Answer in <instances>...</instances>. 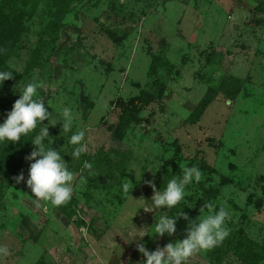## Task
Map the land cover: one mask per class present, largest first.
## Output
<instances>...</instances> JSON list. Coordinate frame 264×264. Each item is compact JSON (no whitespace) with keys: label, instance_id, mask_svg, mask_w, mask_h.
<instances>
[{"label":"rangeland","instance_id":"obj_1","mask_svg":"<svg viewBox=\"0 0 264 264\" xmlns=\"http://www.w3.org/2000/svg\"><path fill=\"white\" fill-rule=\"evenodd\" d=\"M71 6L61 19L48 14L47 3L30 8L26 48L10 61L16 71L41 38L49 40L54 23L63 25L49 63L31 79L16 78L8 91L14 103L25 84L43 82L38 94L58 123L49 134L62 155L71 152L72 133H62L60 110L72 108V131L87 130L89 152L65 159L86 183L74 184L65 205L37 207L26 183L13 177L23 171L27 179L25 157L39 131L22 145H0V164L13 157L19 165L10 179L0 177V244L11 250L2 264H143L137 243L155 250L186 238L205 204L214 206L205 214L221 206L229 212L230 232L190 264H264V0H73ZM49 46L44 42V55ZM3 110L11 105L0 101V123ZM160 160L153 175L149 167ZM194 165L202 179L188 187L187 202L172 212L139 209L151 207L154 195L145 180L162 190ZM127 179L131 194L122 190ZM176 211L182 214L174 235L131 241L130 233L151 232L160 214Z\"/></svg>","mask_w":264,"mask_h":264},{"label":"clouds","instance_id":"obj_2","mask_svg":"<svg viewBox=\"0 0 264 264\" xmlns=\"http://www.w3.org/2000/svg\"><path fill=\"white\" fill-rule=\"evenodd\" d=\"M15 65L11 68L15 69ZM13 70H0V87L7 80L14 79ZM43 87V82L33 81L25 84L19 90L20 97L13 104L12 110L7 113L6 119L0 123V145L9 142L18 143L21 139L29 137L36 131L39 125V133L32 136V144L36 147L25 157L30 162L28 177L25 180L23 171L14 176L17 184L26 183L32 196L35 197L34 203L37 207L43 201L54 207H60L69 203L74 194V184L83 186L86 183L81 175L77 180V173L70 169L69 162L65 159V154L71 156L72 160H78L83 154L89 152V143L86 139V129L73 130L75 114L70 107L60 110L62 117V133L72 134L67 138V143L72 145L70 153L61 154L60 150L52 147L53 141L50 139L49 126H55L52 119V112L49 111L50 105L45 104L43 99L39 98L38 90ZM48 121V124L44 122ZM26 140V139H25ZM45 141L51 146L46 147ZM162 161H157L149 170L155 175L160 171ZM92 164L84 161L83 169H91ZM135 172V170H134ZM136 176V175H135ZM202 179V172L197 166L184 167L182 176H174L169 179L162 190H157L153 180H145L144 183L153 189L154 195L151 198V207L141 205L146 212L156 209L167 208L169 212L177 209L182 202H187L185 197L189 196L188 187L193 183H199ZM133 183L127 179L122 184V190L125 194H131ZM132 196V195H131ZM133 197V196H132ZM139 201L140 199H136ZM148 201L145 200V203ZM212 204H205L201 209L202 215L198 220L191 222V227L187 231L186 238L168 243L163 247H157L155 250H149L146 243H137V250L146 258L143 264H190L191 259L199 253L209 251L219 246L229 235L230 229L227 226L229 212L220 207L218 211L204 213V209H213ZM182 214L176 211L175 216L160 214L156 219L155 225L150 228L151 232H138L131 234V241H143L145 235L152 237H163L165 234L172 236L177 231V218ZM183 218L188 220L187 214ZM11 255L8 246L0 244V264L4 258Z\"/></svg>","mask_w":264,"mask_h":264},{"label":"trees","instance_id":"obj_3","mask_svg":"<svg viewBox=\"0 0 264 264\" xmlns=\"http://www.w3.org/2000/svg\"><path fill=\"white\" fill-rule=\"evenodd\" d=\"M42 3H47L49 5L48 14L52 15L56 19H61L66 17L68 12L72 10L71 4L73 0H2L0 4V70H13L14 79L7 80L4 82L3 86L0 87V101H3L5 104L11 105V110L13 107L12 96L8 91L9 87L17 82L22 76H27L29 79L32 77V72L34 69H42L45 64L49 63L51 52L55 50V43L57 41V30L62 27V25L54 23L51 27V33L49 40L45 41L44 38H41L38 41L37 47L33 49L30 54V57L23 69L22 72H18L15 69L11 68L10 61L12 58L18 54V51L24 47L21 42L27 32V23L34 16V12L30 8H37ZM44 42L50 43L49 50L46 51L44 55ZM3 92L5 94H3ZM42 99L41 97H39ZM208 101L203 100L201 105L202 108L205 107ZM5 111V110H3ZM5 117L7 112L5 111ZM4 116V115H3ZM0 118V122H2ZM39 129L37 128L35 132L30 135L37 133ZM26 137L27 139L30 138ZM25 138V139H26ZM25 139H21L20 145ZM29 144V143H28ZM8 162L0 164V177L10 179L16 171V166H19L14 161L13 157H8Z\"/></svg>","mask_w":264,"mask_h":264}]
</instances>
